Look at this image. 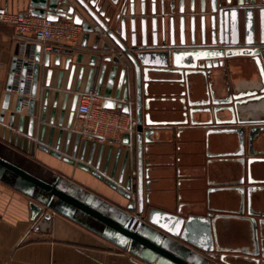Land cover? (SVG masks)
I'll return each instance as SVG.
<instances>
[{"label": "water", "instance_id": "95a60500", "mask_svg": "<svg viewBox=\"0 0 264 264\" xmlns=\"http://www.w3.org/2000/svg\"><path fill=\"white\" fill-rule=\"evenodd\" d=\"M28 3L32 16L45 17L52 21L64 18L81 25L84 31L82 49H86L89 35L94 34L92 46L85 50L93 54L86 65L88 71L83 93L94 90L102 97L104 109H118L124 114H131L133 107L136 122L132 133L134 137L131 134L122 136L126 150L121 172L115 180L114 174L107 176L106 167L100 170L101 155L95 164H92L95 143L91 144L86 156L87 140L81 145L79 134L73 141L71 139L69 129L78 100L79 85L86 69L81 65L83 53H79L75 59V64L79 67L77 84L73 92H70L75 72V65H72L68 71L66 91L62 96L58 90L64 73L59 72L56 91L52 95L49 90L52 71L46 70L43 74V69L48 67L49 53L43 56L42 67L40 46H36L32 55L27 52L22 54L20 59L16 55L10 70L0 121L4 110L7 109L10 95L15 93L16 102L9 116L8 127H13L15 115L19 114L16 132H22L27 118V137L32 138L36 124H41L38 140L35 141L40 150L90 173L128 201L124 210H136V214L131 216L120 210L110 209L82 188L56 177L52 181L42 180L0 157V172L15 176V180L21 185V188L18 185V189L32 199L28 203L29 220L35 223L36 230L48 232L50 213L73 220L72 213L79 212L102 224V236L111 242L128 245L132 254L143 258L149 264H209L204 258H200V253L206 258H212L213 252L218 251L212 233V214L184 216L179 210L174 214L150 206L148 195L143 197V178H148L149 174V171L143 168L146 164L143 153L147 152L148 145L154 142L153 137L157 132L153 127L164 124L150 120L149 114L143 115V110L149 109L148 103L151 99H146L142 105V96L147 94V84L141 88V80L147 83L148 73L167 71L170 68L180 73L184 70L185 74L197 70L203 73L222 67L233 58L245 57L252 59L263 85L254 100L262 101L264 106V0H28ZM90 20L100 29V33L93 31ZM240 21L243 23L242 37L239 33ZM128 49L131 52L125 53L124 60L130 67L125 65V61L119 62L109 55H100L111 50L125 52ZM70 62L71 56L65 62V69ZM108 64L110 68H107ZM227 109L234 111V107ZM220 111L222 110H213V117L208 125L220 123L217 114ZM67 112L66 129L69 132L63 136L62 126ZM47 119L51 126L56 121L59 131L55 136V127H51L45 139ZM258 123L264 125V120ZM143 125L146 128H143ZM252 132L254 137H259L264 133V127H252L249 133ZM211 133H240L239 140L243 143L242 147L244 146L243 127L209 130V134ZM248 145H252V137L249 135ZM243 151L240 148L238 153L222 155L242 156ZM249 155L252 158L247 160L244 167L249 185L247 190L226 188L228 192H237L241 205L246 201L248 207L250 194L253 192L258 194L259 203H264V180L251 179L250 167L254 163V166L257 165L255 173L263 175L264 157L256 149ZM125 168L130 171L123 184ZM134 169L135 174L132 172ZM145 185L148 190V183ZM236 194L232 193L230 198L236 200ZM248 212L251 214L249 208ZM141 215L143 218H140ZM250 225L253 232L259 230L261 240L259 245L256 241L255 248L250 252L252 257L246 264H264V220L256 223L254 219H250ZM176 241L180 242L181 246L191 248L192 252L186 250L187 252L177 253Z\"/></svg>", "mask_w": 264, "mask_h": 264}, {"label": "crops", "instance_id": "0c3cea01", "mask_svg": "<svg viewBox=\"0 0 264 264\" xmlns=\"http://www.w3.org/2000/svg\"><path fill=\"white\" fill-rule=\"evenodd\" d=\"M0 7L6 8L11 13L32 16L28 0H0ZM90 24L95 26L91 20ZM256 29L257 40L258 26ZM239 30L242 37V21H240ZM186 35L188 36V33ZM83 36L84 33L76 46L53 47L50 52H44L41 48V67L43 56L46 53L50 55L48 67L43 69V74L46 70L52 71L50 95L56 91L55 85L59 72H63L64 75L58 91L61 92V96L64 94L68 84V71L72 65H75L74 77L70 84V92H73L79 69L75 59L79 53L84 55L81 65L86 68L79 85V94L84 92L88 71L86 65L93 54L85 50L92 46L94 34L89 35L86 49L81 48ZM196 36L199 37L198 23ZM31 39L28 38L25 43H21L14 38L13 30L9 26L0 25V114L3 110L13 60L16 55L20 59L22 54L34 53L37 45L33 44ZM70 56L71 62L65 69V62ZM124 61L125 65L130 67L129 63ZM107 68H110V64ZM185 72L183 70L180 73L170 68L167 71L148 73L147 83L141 80V88L147 84V94L142 96V105L146 99H151L148 103L149 109L143 110V115L149 114L150 120L164 124V126L153 127L157 132L153 137L154 142L148 145L147 152L143 153V160L146 162L143 168L149 171L148 178H143V197L148 195L150 206L174 214L179 210L184 216H205L212 211L236 210L237 205L228 206L223 200L225 196L215 192V189L232 181L230 179L232 175L236 178L239 175V168L235 163L230 164L220 156L225 150L218 146V142L224 136L209 134V130L213 129H209L208 122L213 117V110L223 106L222 100L228 95L261 91L263 85L258 71L252 59L238 57L231 59L226 68L218 67L203 73L199 70L192 71L190 74ZM141 77L143 79V75ZM39 88L38 83L37 89ZM242 100L231 104L235 105V116L242 120H264L262 101H256L254 98ZM15 102L16 94L12 93L0 121V157L42 180L52 181L56 177L82 188L104 202L110 209H117L131 216L136 214V210L133 212L124 210L128 201L102 181L40 150L35 141L38 140L41 124H36L32 138L27 137V118L22 132H16L19 114L15 115L13 127H8L9 116ZM227 108H221L222 111L218 114L225 119H230L233 113H229L230 110ZM133 110L132 107L133 113L131 112L130 115L135 117ZM49 111L48 107V113ZM22 113H25V108ZM67 121L68 112L63 120V136L70 131L73 141L79 134L75 110L69 131L66 129ZM45 124V139L53 126L55 136L58 134L59 128L56 121L51 126L47 119ZM143 128L146 127L143 125ZM244 128L246 131L249 130V127ZM131 135L134 137L133 134ZM122 136L114 143L105 145L87 140L86 156L91 144L95 143L92 164H95L101 155L100 170L106 167L107 176L114 174L115 180L121 172L126 150ZM84 141L86 139L80 135V144L82 145ZM129 171L130 169L125 168L123 184ZM132 172L135 174V169ZM15 179L13 175L11 177L0 172V264H149L143 258L132 254L128 245L111 242L102 236L104 233L102 224L79 212L72 213L74 221L50 213L49 231L36 230L35 223L29 220L28 203L32 199L18 189L20 184ZM145 183H148V190L145 188L147 186ZM254 209L257 212L264 211V207L260 204H256ZM232 220L235 221L236 233L230 239L221 238V235L225 234V228H223L220 230V236L214 233V242L215 246L224 251L231 249L238 252L247 248L251 241L252 232L249 222L242 219H217L214 222V231L219 225L225 227ZM176 242L177 253L187 252L186 250L192 252L191 248ZM201 255L200 258L203 259Z\"/></svg>", "mask_w": 264, "mask_h": 264}, {"label": "built area", "instance_id": "2783aa9c", "mask_svg": "<svg viewBox=\"0 0 264 264\" xmlns=\"http://www.w3.org/2000/svg\"><path fill=\"white\" fill-rule=\"evenodd\" d=\"M0 25L9 26L14 38L21 43L32 38L33 44L40 46L44 52H50L53 47L76 46L84 33L82 26L72 20L60 18L52 21L45 17L11 13L3 7H0ZM92 29L95 33H100L98 27L93 26ZM127 52L131 50H111L100 55H109L123 62ZM102 103V97L94 90L78 94L75 116L78 132L83 139L105 145L114 143L121 135L134 132L136 122L133 115L124 114L118 109H104Z\"/></svg>", "mask_w": 264, "mask_h": 264}, {"label": "flooded vegetation", "instance_id": "af4514ba", "mask_svg": "<svg viewBox=\"0 0 264 264\" xmlns=\"http://www.w3.org/2000/svg\"><path fill=\"white\" fill-rule=\"evenodd\" d=\"M230 60H228L227 62L224 63V65L222 66V68H226L227 64L229 63ZM258 91H252V92H245V93H240V94H231L228 95L226 98H224V100H222L223 102L221 104H224L223 106L217 107L216 109H221V108H231L234 107V105H231L234 101L235 102H239V101H243L242 99H250V98H254L257 97L258 95ZM210 96V95H209ZM226 104V105H225ZM229 113H233V117H231L230 119H225L223 116H221L220 114H218V118L220 123H218V125H216L215 123H212L209 126V129H213V130H227V129H238V128H244V127H256V126H263V124L258 123L261 120H254V119H246V120H242L239 119L237 116H235L234 111L232 109H230ZM244 123V124H243ZM212 134V133H211ZM245 142H244V146L242 147L241 144L242 141L239 140L240 137V133H236V134H230V135H224V134H220L223 135L224 138L221 139L220 142H218V146L221 147L222 149H224L225 151L222 152V154L226 155V154H235L238 153L240 148H242L243 151V155L242 156H223L222 154H220V156L222 158H224V161L226 160L228 163L230 164H236L238 166V173L239 175L236 176V178H233L234 176L228 172L230 175H232V177L230 179H232V181H228V183H225V185L218 187L215 189V192L223 194V196H225V202L228 204V206H231V204L233 205H237V209L233 210V211H229V210H224V211H218V212H209L212 214V233L214 235V222L217 219H242L245 220L247 222H249L250 224V219H254V221L257 223L259 220H264V211L262 212H257L255 211V205L256 204H260L262 207H264V203H259V196L258 194H254L251 193L250 194V207H248L246 201L245 204L242 203L238 198V195L236 194L237 192H233L230 191L228 192L226 190V188H242L244 190H247V188L249 187V185L247 184V175L244 172L245 171V166L247 163V160L250 157V153L254 152V149H256L258 152H261V156L264 157V133H261L258 136L254 137V132H252L251 134L249 133V130L246 131L245 130ZM248 135L252 137V145L249 146L248 145ZM254 158V157H253ZM250 167L252 168V174H251V179H257V180H264V173L263 175H257V173H255V169H257V165L254 166V163L250 165ZM236 173V171H235ZM232 187H231V186ZM230 186V187H228ZM238 191V190H236ZM235 193L236 197L238 198L237 200H232L230 198L231 194ZM264 195V192H262ZM248 208L250 209L251 214L248 212ZM207 213V214H209ZM206 214V215H207ZM205 215V216H206ZM262 215V216H260ZM140 218H143V215H141ZM258 225V224H257ZM251 232H252V236H251V241L249 242L247 248H243L241 250H239L238 252L234 251V250H223L221 248H217L218 251H214L213 252V257L212 258H206L204 254L203 258L209 262H212V264H233L232 262H235L232 259H239L241 261L242 264H246L249 263V259L252 257L250 252L253 251V249L255 248L254 245L257 241L258 245L259 242L261 240L260 236H259V230L257 229V232L254 230H252L251 228ZM215 245V242H214ZM216 248V246H215ZM238 253V254H237ZM201 255V253H200ZM201 255V256H202ZM254 257V256H253Z\"/></svg>", "mask_w": 264, "mask_h": 264}, {"label": "rangeland", "instance_id": "374dc122", "mask_svg": "<svg viewBox=\"0 0 264 264\" xmlns=\"http://www.w3.org/2000/svg\"><path fill=\"white\" fill-rule=\"evenodd\" d=\"M235 222V221H234ZM233 222V220H232V222L231 223H228V225H225V227H222V226H218L217 227V229L215 230V234L217 233V235H219L220 236V230L221 229H223V228H225L224 229V232H225V234H223V235H221V238H229L230 239V237H232L235 233H236V229H235V223ZM230 224H232V225H230ZM218 247L216 246V249H217ZM232 260H234L235 262H232L233 264H242L241 263V261L239 260V259H232Z\"/></svg>", "mask_w": 264, "mask_h": 264}]
</instances>
